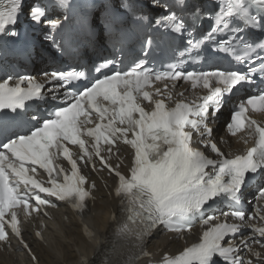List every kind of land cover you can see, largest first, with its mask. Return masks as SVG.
I'll list each match as a JSON object with an SVG mask.
<instances>
[{"label":"snow or ice","instance_id":"6c2138e0","mask_svg":"<svg viewBox=\"0 0 264 264\" xmlns=\"http://www.w3.org/2000/svg\"><path fill=\"white\" fill-rule=\"evenodd\" d=\"M51 2L72 7L70 0ZM212 3L215 8L206 10L190 0H152L151 6L159 9L153 18L143 13L139 0H119V8L104 0L101 22L106 31L123 30L131 18L154 23L169 36L182 34L184 47L160 68L149 67L145 55L130 66L103 59L87 70L54 68L39 80L9 75L0 81V243L8 245L11 233L30 252L20 211L30 217L55 206L51 198L68 202L82 215L87 212L96 184H89L80 164L91 163L96 170L98 158L101 168L117 178L114 193L122 217L113 233L117 243L105 249L103 264H137L150 255L146 243L157 228L179 234L191 231L197 220L206 226L199 242L178 255L164 254L156 264H254L240 255L244 249L255 264H264L251 246L264 247V187H257L247 217L244 201L245 191L264 177V122L253 116L264 114V38L250 35L264 32V0ZM24 6L25 0H0V35H19L15 25ZM46 9L31 5L29 19L52 33L62 30L68 18L49 19ZM205 21L210 27L201 34ZM45 39L62 47L54 35ZM145 43L150 48L153 38ZM180 82L190 85V98L185 96L189 89L176 91ZM247 90L258 94L244 96ZM229 104L227 133L245 144L253 141L235 155H226L213 135L212 125ZM118 144L133 150L128 174L110 162L119 154L114 151ZM69 145L78 146V157ZM61 158L70 171L58 163ZM38 169L47 180L37 178ZM229 216L238 222L230 223ZM111 219L116 221L114 213ZM244 229L250 230L249 237L239 244L228 242ZM84 231L92 237L87 225ZM93 242L99 246L100 239Z\"/></svg>","mask_w":264,"mask_h":264},{"label":"bare ground","instance_id":"6f19581e","mask_svg":"<svg viewBox=\"0 0 264 264\" xmlns=\"http://www.w3.org/2000/svg\"><path fill=\"white\" fill-rule=\"evenodd\" d=\"M105 183L100 182L95 195L96 201L91 205V211L83 221H78L73 216L65 218L61 211L54 212V220L47 222L44 231L45 239L35 241L33 236L26 230V235L31 241L36 262H32L19 249L10 252L0 251V264H103L101 253L87 243L83 238L84 225H87L95 233V237H101L110 232V219L114 211H117V200L111 194L112 180L104 178ZM150 243L151 251H169L175 253L183 248V243L169 241L168 236L155 234ZM96 238V239H97ZM192 239H188L190 242ZM16 249V246H13ZM264 251V250H263ZM86 258V261L85 259Z\"/></svg>","mask_w":264,"mask_h":264}]
</instances>
